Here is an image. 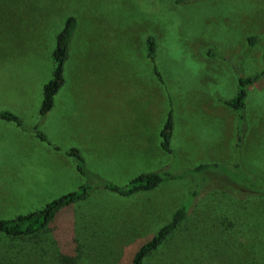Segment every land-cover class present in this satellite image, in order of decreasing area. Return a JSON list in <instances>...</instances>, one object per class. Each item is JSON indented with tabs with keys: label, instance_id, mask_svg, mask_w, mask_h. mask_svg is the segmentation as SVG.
Masks as SVG:
<instances>
[{
	"label": "rangeland",
	"instance_id": "rangeland-1",
	"mask_svg": "<svg viewBox=\"0 0 264 264\" xmlns=\"http://www.w3.org/2000/svg\"><path fill=\"white\" fill-rule=\"evenodd\" d=\"M184 1L0 0V112L21 122L0 120V219L96 184L77 172L69 149L89 175L119 187L141 173L170 175L130 197L93 190L36 235L0 236V264H129L193 192L191 177H175L234 162L236 115L222 102L236 94V70L262 69L264 0ZM69 17L76 28L64 84L40 118L55 36ZM149 35L162 83L146 58ZM169 112L170 156L159 146ZM244 119L239 162L264 179V79L248 88ZM229 183L211 176L145 264H264V200Z\"/></svg>",
	"mask_w": 264,
	"mask_h": 264
},
{
	"label": "trees",
	"instance_id": "trees-1",
	"mask_svg": "<svg viewBox=\"0 0 264 264\" xmlns=\"http://www.w3.org/2000/svg\"><path fill=\"white\" fill-rule=\"evenodd\" d=\"M186 1L189 2L191 0ZM75 28V19L69 17L65 20L61 30L55 36V46L51 52V59L54 68L50 79L42 88V99L39 109L40 118H43L52 109L54 97L64 84V67L69 59L70 45ZM247 41L248 48L256 42L254 37H248ZM155 51V40L149 35L145 39L146 58L152 66V73L155 79L159 83H162V79L155 67ZM235 74L237 80L236 94L233 99L222 102L224 106L231 108L236 115L234 162L231 164H200L191 169L183 170L180 175L175 177V179L191 177L194 180L193 192H190L187 200L175 210L169 222L161 227L155 235H153L147 242L141 244L132 253L129 264H145V262L152 257L154 252H156L159 247L178 230L179 226L187 219L188 209L194 208L195 199L208 185L211 176L215 175L223 177L225 181L228 183L230 182V186L236 188L239 194H244L250 199L256 198L264 200V179L244 170L239 162V151L244 132V110L247 90L250 86L264 79V56L262 59V69L259 72L244 76L239 70H236ZM0 120L13 122L18 127H21L20 120L9 112H0ZM34 131L39 139L43 141L46 140L43 134L36 131V129H34ZM171 133L172 114L169 112L159 133L160 149L169 156L172 155L169 143ZM67 155L72 157L76 162L77 172L88 179L97 180L96 184H83L76 191L67 193L50 201L44 205L43 208L27 215H18L11 219H0V236L9 238H26L36 235L51 224L59 213L86 200L93 190L102 189L123 197H130L142 192L151 191L170 178V175L164 171L141 173L133 177L124 186L119 187L113 183L89 175L86 172L84 163L76 149H69ZM217 230L219 231L220 228ZM227 233L229 235V233H232V230L229 231L225 229L221 231L218 236L224 241V236ZM226 244L229 243L226 242ZM244 264H247L246 260Z\"/></svg>",
	"mask_w": 264,
	"mask_h": 264
},
{
	"label": "crops",
	"instance_id": "crops-1",
	"mask_svg": "<svg viewBox=\"0 0 264 264\" xmlns=\"http://www.w3.org/2000/svg\"><path fill=\"white\" fill-rule=\"evenodd\" d=\"M18 216V215H17ZM15 217V216H14Z\"/></svg>",
	"mask_w": 264,
	"mask_h": 264
}]
</instances>
